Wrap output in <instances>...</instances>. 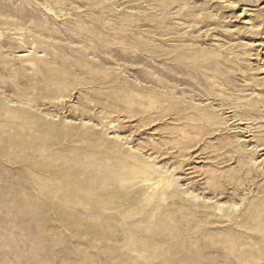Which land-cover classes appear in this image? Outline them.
<instances>
[{"label": "rangeland", "instance_id": "obj_1", "mask_svg": "<svg viewBox=\"0 0 264 264\" xmlns=\"http://www.w3.org/2000/svg\"><path fill=\"white\" fill-rule=\"evenodd\" d=\"M0 264H264V0H0Z\"/></svg>", "mask_w": 264, "mask_h": 264}, {"label": "bare ground", "instance_id": "obj_2", "mask_svg": "<svg viewBox=\"0 0 264 264\" xmlns=\"http://www.w3.org/2000/svg\"><path fill=\"white\" fill-rule=\"evenodd\" d=\"M116 190V193H114L115 195H119V192H121V189H118V188H116L115 189ZM115 190H113V192H115ZM118 190V191H117ZM114 204V203H113Z\"/></svg>", "mask_w": 264, "mask_h": 264}]
</instances>
